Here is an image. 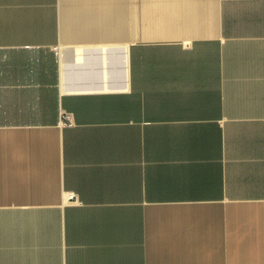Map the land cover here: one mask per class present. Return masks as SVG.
Here are the masks:
<instances>
[{"label":"crops","instance_id":"1","mask_svg":"<svg viewBox=\"0 0 264 264\" xmlns=\"http://www.w3.org/2000/svg\"><path fill=\"white\" fill-rule=\"evenodd\" d=\"M0 264H264V0H0Z\"/></svg>","mask_w":264,"mask_h":264},{"label":"built area","instance_id":"2","mask_svg":"<svg viewBox=\"0 0 264 264\" xmlns=\"http://www.w3.org/2000/svg\"><path fill=\"white\" fill-rule=\"evenodd\" d=\"M61 125L72 127L75 125L74 114L68 110H63L60 119ZM76 197L75 193H68V199L73 200Z\"/></svg>","mask_w":264,"mask_h":264}]
</instances>
